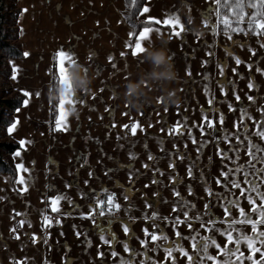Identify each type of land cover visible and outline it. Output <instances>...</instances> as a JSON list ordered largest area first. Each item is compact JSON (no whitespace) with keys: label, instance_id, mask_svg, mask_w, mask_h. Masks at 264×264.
<instances>
[{"label":"crops","instance_id":"obj_1","mask_svg":"<svg viewBox=\"0 0 264 264\" xmlns=\"http://www.w3.org/2000/svg\"><path fill=\"white\" fill-rule=\"evenodd\" d=\"M19 3L21 10L28 9L26 13L21 11L20 23L23 52L30 55L12 60V68L15 67L18 71L15 72L16 79L12 78L11 82L16 90L23 93L27 91L31 96L26 97L29 100L27 106L23 103L19 111L16 110L14 122L18 120L19 124L9 135L17 141L23 139L31 143L26 144V150L20 157H14L16 165L23 162L28 172L17 170L15 179L8 173H0V197H3L0 199V264H16L17 261H24L25 264H64L66 260H71V264H121V258L130 264H170V261L165 260L164 249L175 241L189 254H193L191 237L196 236L197 232L200 236L215 239L223 247L226 238L221 233L229 227L228 224L217 222L212 231H206L200 225L202 222L207 223L209 219H224L223 209L216 202L217 197H209L205 189L210 188L216 193L228 196L225 189L219 187L215 181L222 168L227 170L225 165H234L229 160L221 161L217 156V145L214 141L213 147L210 145L207 149V145H202L201 151L197 153V178L188 177V164H185L184 168L180 160V186L173 184L171 177L174 172L167 162L171 150L167 145H171L168 141H171L173 135L169 136L167 133L178 121L189 129V123L202 122L205 115L209 119H216L223 113V129L215 132L214 136L221 137L219 147L229 156L235 157L234 153L228 151L229 145L223 136L226 132L234 131L233 124L239 119L240 111L246 108L254 119H264L257 110L264 106V74L256 71L257 68L264 70V48L259 45L264 43V40L258 37L239 40L237 35H233L235 42L227 40L225 34L217 30L218 16L213 9L218 6L212 3V0H147L144 7H149L150 11L140 13L141 19L147 21L152 17L162 21L168 14H174L179 16L186 28L191 27L192 31L182 33V37L178 38L171 34L170 26H151L153 29L159 28L160 32L157 34L153 31L150 34L151 44L144 41L143 46L164 47L173 57L180 79L171 87L182 89V103L179 107H168L167 114L163 105L157 106L153 103L146 106L142 112L148 114V122H145V117L131 107H125L122 99L125 84L149 69V65L142 60L143 54L132 56L131 49L125 46L132 38L129 33L133 32V29L122 15L124 0H19ZM209 13L212 15L205 24V17ZM190 19L192 23H189ZM242 44L244 47H241ZM255 46L258 47L257 54L252 56L250 49L255 50ZM61 49L72 54L77 63L84 65L89 75L94 77L92 93L77 92L73 95L81 98L86 96V100L76 103L74 107L65 104V111L68 113L67 132L53 130L55 123L51 124V102L48 95L53 82L55 63L59 79L57 53ZM122 51L127 55L122 57ZM209 52H214V56H208ZM89 56L92 57L91 60ZM109 56L113 57L112 62L109 61ZM236 57L242 60L239 66L235 64ZM205 60L207 64L202 63ZM111 63H116L117 68L113 69ZM248 64H251V70L247 67ZM221 66L224 67L223 76L220 75ZM233 68H236L239 75L233 74ZM188 71H191V76H188ZM249 82L255 85L253 90L247 88ZM221 85L225 86L226 96L221 91ZM206 87L208 91H205ZM101 88L105 89L104 92L100 91ZM37 92L40 95H35ZM234 92L241 96V101L235 100ZM160 94L159 90L152 93L156 97ZM246 94L253 95L256 102L247 101ZM213 97L215 102L210 108L207 101ZM229 104L237 111H229ZM106 109L114 110L109 112ZM125 112L130 113V116L124 115ZM134 121L141 122L147 135L137 130L136 136H125L126 130L122 125H131ZM113 123L115 128L111 127ZM148 123L153 127L148 128ZM245 123L248 124L251 136L254 125L247 117ZM161 128L165 129L163 133ZM190 131L191 135L198 133L200 139L205 137L201 135L200 130ZM118 135L121 139H117ZM181 136L188 140L190 138L188 131H184ZM243 138L241 133V139ZM251 138L255 143L264 145L258 137ZM200 139L198 141L202 142ZM143 143L148 146L154 144L151 145L149 153L153 151L151 154H154L155 160L147 159L146 155L149 153L143 150ZM246 143L240 147H246ZM231 146H237L234 138ZM161 147L164 152H161ZM129 153H134L136 158L131 159ZM209 157L213 162L208 170L212 169V172L206 171ZM246 160L247 157L241 151L239 163L243 164ZM144 163L153 167L145 170L142 167ZM257 167L261 165L258 164ZM156 168L161 169L165 175L156 173ZM137 169L139 173H136ZM130 173H135L132 183H129ZM21 175L28 185V191L23 194L14 190L23 187L17 183ZM153 178L160 183L151 184ZM232 178L243 180L242 176ZM86 180L87 184L84 183ZM145 184L149 187L145 188ZM189 185L192 186L193 195L188 194ZM173 188L181 193L184 200L195 205L189 211V216L200 215L202 218L191 221V230L186 224L173 227L177 215L181 219L184 218L183 212L172 211L173 207L181 206L178 203L180 198L173 194ZM260 190L264 192V185ZM106 191L117 196L121 205L120 213L113 219H100L96 215L94 219L97 223L93 225L82 216L95 206L97 198ZM232 191L239 194L238 189ZM156 192H159V195H154ZM57 195L66 196L72 201L71 204L61 201L59 205L63 212H71V216L51 212L49 198ZM125 196L128 197L127 200ZM145 199L152 205L151 208L146 207ZM209 201L211 217L204 209V204ZM241 207L248 211L251 206L241 199ZM15 212H20L21 215L13 219ZM152 212H156L160 219L155 222L145 221V213L150 216ZM44 215L52 217L53 227H42ZM238 215V211L232 209V216ZM252 215L255 219L256 214ZM165 216L169 217V220L165 221ZM56 219L62 221V226L55 225ZM19 220L25 221L23 228L19 227ZM121 221L130 225L134 235L124 234ZM153 223L159 227L153 228ZM12 227L17 228L21 235L20 240L14 238L15 234L10 231ZM144 227H148L150 232L167 235L169 243L159 241L158 243L162 244L159 248L150 243L145 250L140 240L136 239H145L142 231ZM232 227L251 234V225L238 224ZM261 229L264 230V225H261ZM76 231H80L82 235L77 237ZM176 231L188 239H177ZM61 232L64 235H60ZM32 234L39 237L50 234V238L47 244L43 239L33 243ZM101 235L105 239L115 235L111 247L103 243ZM125 243L138 255L131 256L125 252ZM241 250L248 255L244 244H241ZM112 251H116L118 256L113 257ZM99 252L104 253L103 258L98 255ZM217 253L218 250L210 245L209 254ZM174 255L176 264H187L186 257L179 252H174ZM224 258L220 257L221 260ZM256 258L259 259V253ZM204 264H212V261L205 259ZM245 264L250 262L245 261Z\"/></svg>","mask_w":264,"mask_h":264},{"label":"snow or ice","instance_id":"obj_2","mask_svg":"<svg viewBox=\"0 0 264 264\" xmlns=\"http://www.w3.org/2000/svg\"><path fill=\"white\" fill-rule=\"evenodd\" d=\"M134 2V0H133ZM212 3L217 5L218 7L213 9L215 11L216 15L220 17V11L219 8H227L230 10V14L235 17V24L236 26L233 27L232 20L229 19L228 16L222 17V22L225 26V36L227 37V40L233 41V35L232 33H240L243 32L245 36H248L249 33L254 34L256 36H264V0H233L231 4L225 0V2L222 4L221 0H212ZM211 6V5H209ZM245 8L252 9L254 11L251 12V14L247 11H245ZM28 9H22V13H26ZM150 11L149 7H143L141 14L148 13ZM211 13L208 14L207 17H205V24H207V20L211 17ZM245 17L248 18V24L247 28L245 29L242 27L245 21ZM155 23L157 25L163 24L166 26H170L171 34L175 37L181 38L182 33H186L189 31H192L191 27L186 28L185 24L181 23V20L179 16L174 14H168L167 18L163 19L162 21L160 19H155L152 17H149L146 21L143 29L138 33L130 32L129 36H135V42L133 43L131 40L126 43V48L131 49V55L132 56H139L142 54L145 50V47L143 46V42L147 41L149 44H151L150 40V34L155 31L157 34H159L160 29L156 28L153 29L151 27V24ZM215 27V26H214ZM235 42V41H233ZM241 47H244L242 44ZM261 48H264V43L260 44ZM251 55L256 56V51L250 49ZM175 53H173L174 55ZM30 54L28 52L24 53V56L27 57ZM120 55L126 56L127 53L122 51ZM208 56H214V52H209ZM92 57L89 56V60H91ZM109 61H113V57H108ZM57 62H58V68H59V84L62 86L61 91V99L59 101V112L60 115L56 119L54 131H68V123H67V112L65 111V104L74 105L78 102H81L83 100H86L87 97L83 96H73L71 94L72 90V82L69 78V72L68 68L71 64L77 63V60L72 54H69L66 50H59L57 53ZM203 64H207V61H203ZM242 63V60L239 57L235 58V64L239 66ZM67 64V66H66ZM111 67L113 69L117 68L116 63H111ZM247 67L249 70H251V64H248ZM99 70V67H98ZM14 75L13 79H16L15 72L18 71L15 67L13 69ZM257 72H261V74H264V70L257 68ZM232 72L234 75H239L237 73L236 68L232 69ZM188 76H191V71L187 72ZM220 75H224V67L221 66L220 68ZM231 83V82H230ZM224 85H221V91L224 93V95H227V92L224 91ZM255 85L252 82H249L247 84V88L249 90H253ZM104 88H101L100 91L104 92ZM205 91H208L207 87L205 88ZM25 97H30L31 93L25 91L24 92ZM35 95H40L39 92L35 93ZM235 96V100L237 102L241 101V96L238 93H233ZM247 101L255 103L256 99L253 95H247L246 94ZM208 105L211 106L215 102V98H211L208 101ZM24 105L27 106L29 103L28 99L24 100ZM229 111L235 112L237 109L233 107L232 104L228 105ZM114 110V109H112ZM109 109H106V111H112ZM214 111V109H212ZM261 116L264 117V106H261L259 109H257ZM19 111V109H17ZM165 114L168 113V109H164ZM126 116H130V113L125 112L123 113ZM142 116L145 117V122H148V114L141 113ZM159 115V113H157ZM245 117L249 121H251L254 125V129L251 132V136L258 137L260 141L264 142V119L256 120L252 116L249 115L247 109H242L240 111L239 119L237 121H234L233 128L234 131L231 133H225L223 136L224 141L229 145L228 151L235 154V157L229 156L227 152L224 149H221L219 147V141L221 137L213 136V133L222 131V126L224 125V114L220 113L218 118L216 119H209L207 115H205L202 118V122L200 125H198L199 130L201 132L202 136H209L211 137L210 140H205L200 143L203 145H207L208 143L212 142L213 140L216 142L217 148L216 153L217 156L221 159L223 162L224 160H229L234 167L225 165L224 167L227 168L225 171L224 168L221 169L219 176L216 178V184L225 189V191L229 194L226 196L224 193H216L210 188H206L207 195L209 197H217V203L220 204V206L223 209L224 213V219L222 221H218L215 219H209L207 223L202 222L200 227L204 228L206 231H212L215 224L217 222L226 223L228 224V228L224 230L221 235L225 236L226 243L222 247L219 243L216 242L215 239H212L208 236H200L197 232L196 236L191 237V248L193 251V254H189L187 250H185L183 247H181L177 242L173 241L171 242V245L167 248H165V260L170 261V264H176V256L174 255V252H179L183 257H186L187 264H204V260L212 261V264H245V261H249L250 264H264V230L261 229V225H264V192L260 190L261 186L264 185V145L261 143H255L251 136L249 135L248 131V124L245 123ZM103 118V117H102ZM19 124V121L16 120V122L12 123L11 126L7 129L8 133L11 134ZM205 124L207 128L210 130L209 132H205ZM221 125V128H217L216 125ZM112 128H115L116 125L113 123L111 125ZM153 127L151 123H148V128ZM122 128L126 130L125 136L131 135L136 136L137 130H139L141 133H144L147 135L146 129L142 126L140 121H134L130 124L124 123L122 125ZM160 131L163 133L165 131L164 128H161ZM184 131H188L189 136L191 137V131L187 128V125L182 124L181 122H177L176 126L171 127L168 129V135H183ZM241 133L243 134V139H241ZM233 138L236 142V147H232ZM117 139H121V137L118 135ZM191 142L193 144H198V141L195 137H191ZM246 147L241 148V145H245ZM31 141L26 140H20L19 150L14 152V157H20L21 153L26 150V144H30ZM122 147V145H121ZM175 147V145H174ZM184 147L187 148V143L184 144ZM164 148L161 147V152H164ZM197 153L201 151V147L196 148ZM243 151L244 156L247 157V160L245 163H239L240 160V153ZM174 155L179 160H184L188 157L185 156V154L180 153L178 150L174 153ZM129 156L131 159H135L136 156L134 153H129ZM147 159L149 161H153L156 159L151 153H149ZM209 161H211V157L208 158ZM195 162L193 161V164ZM193 164H190L187 168V175L191 179H195L194 173H193ZM261 165V167H257V165ZM142 167L145 170L151 169L153 166L149 163H144ZM16 168L18 171L22 172H28V169L24 167L23 162L18 163L16 165ZM169 168L175 172L176 169V163L175 160L170 161ZM109 172L111 169L108 170ZM136 173H139V170H135ZM156 173H159L160 176L165 175V173L159 169H155ZM135 173L129 174V183L133 182V176ZM107 175V172L105 173ZM89 176H92V173H89ZM242 176L243 180L235 179L232 177H239ZM171 182L173 184L179 183L178 179V173L173 175L171 177ZM17 183L23 185L21 189H14L21 194L26 193L28 191V185L25 182L24 176L21 175L19 179L17 180ZM85 184L88 183V181H84ZM160 181L153 178L151 180V184L156 185L159 184ZM145 188L149 187L148 184L144 185ZM232 189H238L239 194L237 195L236 192H233ZM173 194L176 197H179L178 203L181 205L179 208L173 207V212H183V219L179 215L175 217V220L173 221V227H178L181 224H186L187 227L191 230L192 229V223L191 221L193 219L195 220H201L200 215H196L194 217L189 216V211H191L192 208L195 207L194 204H190V202L184 200V198L181 196V193L176 191L175 188H173ZM188 194L193 195L192 188L189 185L188 186ZM145 196L147 194H144ZM154 195H159V192L154 193ZM234 197V198H230ZM0 199H3V197H0ZM125 199L127 200L128 197L125 196ZM241 199L247 201V203L251 206L248 211H245L243 207H241ZM61 201H67L69 204L72 203L71 200H68L66 196L63 195H57L55 197L49 198V207L51 212L58 213L63 216H71V212H63L60 208ZM259 201V203H257ZM145 205L148 208H151L152 205L148 203L147 199H145ZM121 205L115 201V197L112 194H109L107 196L106 200H100L97 198L96 204L94 207L91 208V210L83 214L82 218L88 219L92 222L93 225L97 223V221L94 219L96 215L104 216L105 214L108 215H114V210L118 211L120 209ZM211 207V201L204 204V209L206 211V214H208L211 217V212L209 211ZM186 209V210H185ZM232 209H236L238 211V216L233 217L232 216ZM256 214V218L253 219L252 214ZM20 212H15V215L13 216V219L15 217L20 216ZM145 221L152 220L155 222L156 220L160 219L158 214L156 212H152V214L149 216L147 213L144 215ZM165 221L169 220V217L165 216L163 217ZM19 227L23 228L25 225L24 220L18 221ZM123 232L125 235L131 236L134 235L132 232L130 225L127 223H124L121 221ZM238 224H246L251 225V234L240 232L238 229L233 228L232 225H238ZM55 225L62 226V221L60 219L55 220ZM209 225H212V227H209ZM53 219L49 215L43 216V223L42 227L45 229H49L53 227ZM29 227L31 225L29 224ZM75 227V226H73ZM159 225L153 223V228H158ZM12 233L15 234V239L20 240L21 235L18 233L16 227H12L10 229ZM145 239H140L139 237H136V239L140 240V244L145 250L148 249V245L155 244L157 248L162 247V244L158 243L159 241H163L164 243H169V237L167 235H164L163 233H157L155 231L150 232L148 227H144L142 229ZM217 231H219L217 229ZM233 233H236V235H233ZM24 235H28V233H24ZM60 235H64L63 232L60 233ZM75 235L77 237H80L82 233L80 231H76ZM175 236L177 239H188V237H182V234L179 231L175 232ZM199 237V239H197ZM49 236L45 237H39L35 234H32L31 239L33 243L39 242L41 239H43L44 243L47 244ZM101 240L104 244L109 245L111 247V242L115 240V235H112L109 239H105L103 235H101ZM241 244H244L248 250V255H245L244 251L241 250ZM214 246L218 253L217 255H211L209 254V247ZM231 246V247H230ZM124 251L128 252L131 256L138 255V253L134 252L127 243L124 244ZM257 253H259V259L256 258ZM67 255V253L65 254ZM98 255L103 258L104 253L99 252ZM111 255L113 257H117L118 253L116 251H112ZM225 257L223 260L220 259V257ZM148 259H151V257H148ZM16 264H25L24 261H17ZM64 264H71V260H66ZM121 264H130L128 261H124L121 258Z\"/></svg>","mask_w":264,"mask_h":264},{"label":"trees","instance_id":"obj_3","mask_svg":"<svg viewBox=\"0 0 264 264\" xmlns=\"http://www.w3.org/2000/svg\"><path fill=\"white\" fill-rule=\"evenodd\" d=\"M147 0H124L122 15L125 21L132 27L133 33L138 34L144 27L146 20L140 18V13ZM225 0H221L223 4ZM229 4L233 0H227ZM21 6L19 0H0V173H8L13 179L17 176V168L14 160V152L19 150V141L12 138L7 129L15 121L14 114L26 99L23 92L12 86V60L22 58L24 55L21 43ZM217 30L225 33V26L222 22L223 16H228L235 27V17L230 14L227 8H219ZM251 14L252 9L245 8ZM248 18L245 17L242 27L247 28ZM157 25L152 23L151 26ZM232 35H244L243 32L232 33ZM245 36V35H244ZM258 37L264 40V36H256L249 33L246 37ZM131 41H135L132 36ZM53 84H59L56 71V63L53 65ZM59 115V101L51 102V124L53 125Z\"/></svg>","mask_w":264,"mask_h":264},{"label":"clouds","instance_id":"obj_4","mask_svg":"<svg viewBox=\"0 0 264 264\" xmlns=\"http://www.w3.org/2000/svg\"><path fill=\"white\" fill-rule=\"evenodd\" d=\"M192 23V20H189ZM142 60L149 65V69L138 74L135 80H129L122 93L125 107H131L135 112L142 113L146 106L153 103L157 106L179 107L182 103L180 92L182 89L171 85L180 79L173 57L164 47L154 48L151 45L142 53ZM69 78L72 82L71 94L77 92L92 93L94 77L90 76L88 69L79 63H73L68 68ZM159 90L160 96L152 93ZM62 86L53 84L49 87V101H60Z\"/></svg>","mask_w":264,"mask_h":264},{"label":"rangeland","instance_id":"obj_5","mask_svg":"<svg viewBox=\"0 0 264 264\" xmlns=\"http://www.w3.org/2000/svg\"><path fill=\"white\" fill-rule=\"evenodd\" d=\"M147 2V1H146ZM20 4V3H19ZM141 18V17H140ZM239 38V40H241V39H246V36H244V35H237ZM253 37H255V36H252V37H247V38H253ZM256 38V37H255ZM260 45V44H259ZM255 48V51L257 52V48L258 47H254ZM260 48V47H259ZM13 86V85H12ZM148 109H149V107H148ZM151 109L153 110V107H151ZM211 115H212V112H211ZM184 123V122H183ZM201 124V122H198V123H194V122H192V123H189V129L190 130H196V131H198L199 130V127H198V125H200ZM217 128H219V125L217 126ZM205 132H209L210 130L207 128V126H206V124H205ZM222 129H223V127H222ZM214 134L215 133H213V136H214ZM198 133H193L192 135H191V137H195L196 138V140L198 141V139H200V138H198ZM191 137L189 138V140L188 139H185V138H183L182 136L180 137V135L179 136H176V135H173V137H171L172 139H171V141H168V144L170 143L171 145H167L168 147H169V149H171V150H169V153H168V156H167V162L168 163H170V161H173V160H175V163H176V169H175V172L173 173V175H175L176 173H178V179H180L181 178V171H182V166H181V161H182V164H184V168H185V164H188V166L190 165V164H193V161L195 162L194 164H193V173H194V176H195V179L197 178V173H198V171H197V163H198V158H199V156H198V154H197V151H196V148L199 146V147H201L203 144L201 143V144H193L192 142H191ZM211 139V137H209V136H205L204 138H202V139H200V140H202V141H205V140H210ZM155 142V141H154ZM156 142H158V141H156ZM213 142H214V140L212 141V142H210V143H208L207 144V149H208V147L211 145H213ZM159 143V142H158ZM185 143H187V145H188V147L187 148H185L184 147V144ZM151 145H154V144H151ZM151 145H149L148 146V144H145V143H143V150H145V151H148V153L150 152V148H151ZM158 144H156V146H157ZM174 145H175V147H174ZM213 147V146H212ZM211 147V149L213 150V148ZM179 151L180 153H183V154H185V156L186 157H188V158H186V159H184V160H179V159H177V157L174 155V153L176 152V151ZM211 150V151H212ZM153 151H151V153H152ZM149 155V154H148ZM148 155H146V157H148ZM153 156H154V154H152ZM200 159H202L203 160V156L202 155H200ZM147 160V159H146ZM165 161H166V159H164ZM157 161H159V159L157 158ZM209 162V163H208ZM208 162H206L208 165H206L207 167H206V171L207 172H212V169L211 170H208V168H211L210 166V164L213 162L212 161V159H211V161H208ZM160 163V162H159ZM180 181V180H179ZM176 184H179V186H180V182L179 183H176ZM196 187V186H195ZM191 188H192V186H191ZM120 213V212H119ZM118 213V214H119ZM118 214L116 215V217L118 216ZM115 217V218H116Z\"/></svg>","mask_w":264,"mask_h":264},{"label":"built area","instance_id":"obj_6","mask_svg":"<svg viewBox=\"0 0 264 264\" xmlns=\"http://www.w3.org/2000/svg\"><path fill=\"white\" fill-rule=\"evenodd\" d=\"M109 194L114 195V197H115V201L118 202V198H117V196H116L113 192H110V191L103 192V193L99 196V199H100V200H106V199H107V196H108ZM118 203H119V202H118ZM120 210H121V207H120V209H119L118 211L114 210V212H115L114 215H108V214H105L104 216L97 215V217L100 218V219H113V218H115L116 215L120 212Z\"/></svg>","mask_w":264,"mask_h":264}]
</instances>
